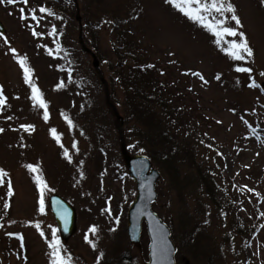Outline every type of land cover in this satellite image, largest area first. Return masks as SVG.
Listing matches in <instances>:
<instances>
[{
  "label": "rangeland",
  "instance_id": "1",
  "mask_svg": "<svg viewBox=\"0 0 264 264\" xmlns=\"http://www.w3.org/2000/svg\"><path fill=\"white\" fill-rule=\"evenodd\" d=\"M75 1L74 12H63L48 0L0 4V20L7 29L0 34V89L6 100L0 107V170L7 173L0 183V264H53V230L67 264L148 261L145 225L139 244L128 238V210L137 187L123 160L117 115L109 109L110 79L118 62L113 44L120 29H130L151 59L159 60L193 96L207 116L201 127L208 132L207 141L196 145L197 158L227 187L229 196H221L225 205L231 204V196L241 195V202L223 211L222 220L194 170L184 167L179 177L187 178L177 187L153 163L161 177L152 208L171 229L176 256L181 252L189 264H264V0H228L241 26L232 13L208 14L213 24L223 20L224 27L244 34L253 55L241 53L243 60L229 54L239 36L214 35L166 0ZM21 8L26 19H21ZM81 36L87 48L101 54L105 87ZM21 59L30 70L31 84L25 81ZM33 86L47 105V120L45 109L32 99ZM122 102L118 88V115L124 114ZM123 132L129 152L144 154L140 148L132 151L126 126ZM44 184L41 213L39 188ZM52 194L76 209L77 228L68 242L61 239L50 210ZM234 218L253 228L252 234L233 230ZM193 231L200 236V249L186 244Z\"/></svg>",
  "mask_w": 264,
  "mask_h": 264
},
{
  "label": "trees",
  "instance_id": "2",
  "mask_svg": "<svg viewBox=\"0 0 264 264\" xmlns=\"http://www.w3.org/2000/svg\"><path fill=\"white\" fill-rule=\"evenodd\" d=\"M48 1L56 2L63 12L76 10L75 0ZM120 30L118 40L113 44V52L118 62L113 67L110 79L109 88L113 106L109 103V109L115 117V110H118L116 106L118 88H120L123 93L124 108V114L120 116L124 130L126 126L128 137L132 142V151L140 148L154 164L171 177L173 186H182L181 182L187 178V175L185 179L179 177L184 167L187 171L194 170L199 186L205 190L207 198L220 211V218L225 220L226 215L223 211L233 208V203L241 202V195L231 196L230 199L228 198L231 204L225 205L222 200L229 196L227 187L215 178L210 167H204L197 158L196 145L207 141L208 132H203L201 128L207 116L194 103L193 96L184 91L180 83L167 73L166 67L161 65L159 60L151 59L148 50L142 47L141 42L130 29ZM94 44L98 50L97 42ZM97 57L102 60L101 54L97 53ZM98 77L100 79V76ZM100 82L101 86L105 87L101 79ZM115 122L120 126L121 121L117 117ZM134 136L139 139L131 141ZM231 227L239 234H252L251 230H253L250 227L246 228L236 218L231 220ZM193 234L194 236H190L186 244L200 249V236L194 231ZM184 235L188 236V233ZM176 260L177 264H189L182 259L181 252L176 256Z\"/></svg>",
  "mask_w": 264,
  "mask_h": 264
},
{
  "label": "water",
  "instance_id": "3",
  "mask_svg": "<svg viewBox=\"0 0 264 264\" xmlns=\"http://www.w3.org/2000/svg\"><path fill=\"white\" fill-rule=\"evenodd\" d=\"M7 29L0 20V34H6ZM81 44L85 51L92 56L93 66L97 69L100 79L107 85L103 73L100 71V61L96 54ZM107 99L110 100L107 91ZM116 111V110H115ZM120 124V140L124 163L130 177L135 181L137 196L128 210L127 234L133 245L141 242L144 224L149 236V259L144 264H177V247L172 239V231L168 225L154 212L152 205L157 200L156 183L161 177L159 170L153 167L151 159L144 154L132 155L124 139L122 117L117 114ZM49 207L55 218L61 239L68 242L77 228V212L75 207L58 194L49 197Z\"/></svg>",
  "mask_w": 264,
  "mask_h": 264
},
{
  "label": "snow or ice",
  "instance_id": "4",
  "mask_svg": "<svg viewBox=\"0 0 264 264\" xmlns=\"http://www.w3.org/2000/svg\"><path fill=\"white\" fill-rule=\"evenodd\" d=\"M17 2H22L25 5L28 3V0H0V4L7 3L8 5H15ZM166 2L172 4L174 7H176L182 14L187 16L189 19L194 20L195 22L201 24L205 28H207L210 31H213L214 35L221 36V35H228L231 37H240V42L239 43H232L231 49L229 50V54L234 56L235 59L237 60H243L244 55L251 57L253 55L252 49L249 47V44L247 42L246 37L244 36L243 33H238L235 29L229 28V27H224L225 21L223 20H218L216 21L215 24H213L211 21L208 19V14L211 12H216V13H232L231 19L235 21L237 26L240 25V20L239 18L235 15V8L228 3V0H166ZM24 8L20 9L21 12V19H26L24 15ZM39 11L41 13L46 12L47 10L44 8H40ZM51 14V13H49ZM35 19V16L32 17ZM215 19V18H213ZM35 35V33H34ZM7 42V41H6ZM13 52H15V49H12ZM243 53L244 55H241ZM21 68L24 70L25 73V81L29 84H31V75H30V70L25 66V60L21 59L19 61ZM237 71L239 72H246L250 73L251 69L248 68H237ZM261 75H264L262 73ZM250 87H257V85L252 84ZM32 99L37 101V104L40 108L45 109V120L48 119V114H47V105L45 102L39 98V89L36 87H32ZM6 104L5 97L3 95L2 89H0V107H4ZM69 123H71L69 121ZM30 127V126H28ZM25 130L27 131L28 128L26 127ZM53 134L55 135V130H52ZM0 132H3V129H0ZM67 155V154H66ZM29 169L32 173H37L38 170L35 167L29 166ZM7 176V173H5L3 170H0V183L3 182L4 178ZM37 183L38 186L41 183L39 180V177L37 176ZM8 187H9V195L12 194V188H11V182H8ZM47 185L44 184L42 188H39L40 191V200H39V211L41 213H44L45 211V200H44V188H46ZM8 205L5 204V208H7ZM37 228H39V225H36ZM93 233L96 232V228L93 227L91 229ZM41 235L43 236V232H41ZM53 240L52 242L49 243V248L52 249V257H53V264H67V260L65 257L61 255V250L59 247V240L55 239L56 237V230H53L52 232ZM22 239V238H21ZM87 239V237H86ZM23 246V245H22ZM93 247H95L93 245Z\"/></svg>",
  "mask_w": 264,
  "mask_h": 264
}]
</instances>
